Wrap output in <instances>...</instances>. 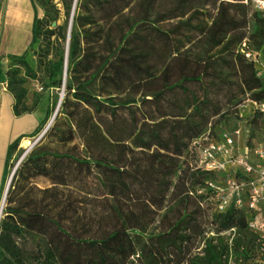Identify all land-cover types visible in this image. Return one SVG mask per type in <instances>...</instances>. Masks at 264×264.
Here are the masks:
<instances>
[{"label": "trees", "instance_id": "16d2710c", "mask_svg": "<svg viewBox=\"0 0 264 264\" xmlns=\"http://www.w3.org/2000/svg\"><path fill=\"white\" fill-rule=\"evenodd\" d=\"M31 1V48L6 72L14 114L39 109L28 80L64 98L13 177L0 264L263 263L249 229L260 213L217 209L210 184L227 174L199 168L193 144L207 131L220 141L208 126L232 117L260 133L263 117L239 108L264 102L243 52L264 55V12L244 0ZM39 131L9 146L0 204L20 143Z\"/></svg>", "mask_w": 264, "mask_h": 264}, {"label": "built area", "instance_id": "2783aa9c", "mask_svg": "<svg viewBox=\"0 0 264 264\" xmlns=\"http://www.w3.org/2000/svg\"><path fill=\"white\" fill-rule=\"evenodd\" d=\"M244 3L255 11L264 12V0H244ZM243 47H246V43ZM243 52L247 58L254 59L258 77L264 78V55ZM247 103L250 104L252 113H258L263 117L257 144L247 145L244 152H241L239 143L233 138L234 135H240V130L235 134L224 135L220 141L207 136L195 142V149L200 151L198 167L227 174L221 181L210 184L214 190V202L220 212H225L230 207L260 214L264 210V102L247 101ZM243 116L242 113L241 117ZM29 152L30 150L27 149L25 157ZM249 229L264 238V220L259 215L249 222ZM232 231L227 235L231 236ZM233 239L234 235L230 237L231 245ZM230 260L231 264L232 258Z\"/></svg>", "mask_w": 264, "mask_h": 264}, {"label": "crops", "instance_id": "0c3cea01", "mask_svg": "<svg viewBox=\"0 0 264 264\" xmlns=\"http://www.w3.org/2000/svg\"><path fill=\"white\" fill-rule=\"evenodd\" d=\"M35 17L31 0H0V196L9 146L20 137L33 134L43 119L38 111L15 116V98L8 90L6 77L11 57L23 56L31 48ZM28 61L35 63L32 53Z\"/></svg>", "mask_w": 264, "mask_h": 264}, {"label": "rangeland", "instance_id": "374dc122", "mask_svg": "<svg viewBox=\"0 0 264 264\" xmlns=\"http://www.w3.org/2000/svg\"><path fill=\"white\" fill-rule=\"evenodd\" d=\"M250 11L252 12V10L250 9ZM37 45H36V49H37ZM33 67L36 69V63L32 64ZM24 73V70H23ZM43 85L41 83H39L38 81H34V80H28L26 87L29 90V95H28V103L31 105L33 103V101L35 99H37V94L41 95V100H40V105H39V109H38V115L42 116V121L39 125V133L33 137V138H28L23 140L20 143L19 149L17 151V153L14 155L11 164L14 165V167L12 168V170L9 173V176L7 178V182L9 181L14 169L16 168V166L18 165L19 161L21 160V158L23 157V155L25 154L26 150L31 147L33 145V143L40 137V135L45 131V129L47 128V126L49 125V122L51 120V118L53 117V115L55 114V111L58 107L59 101L61 98H64V92L61 89H46L42 87ZM57 104V105H56ZM245 106H241L240 112L243 113L244 115L247 113H251V107L250 104L245 102L244 104ZM48 113L51 114V118L49 119V121L45 124L43 123V121L45 120V118L47 117ZM250 122V119L247 120L246 118L242 119V120H238L236 117H232L229 120H223L221 122H217V120H214V123L210 126H208V129L212 128L213 129V135L215 136L216 139L222 140L224 135L226 134H235L237 131H241L240 135H234V141L236 143H239V148L241 152H244V150L246 149L247 145H249V143H254L257 144V141L260 137V135H255V138L252 139V125L248 124L247 122ZM208 135V131L202 135V138L207 137ZM26 141L30 142V145L28 147H25L24 144ZM194 150L196 152V156L197 158L194 159V161L196 160V164L199 166L200 164V158L198 156V154L200 153L199 150L195 149V143L193 144ZM19 157V159L17 158ZM17 158V159H16ZM6 182V185H7ZM6 188V186H5ZM5 188H4V192H5ZM4 195V193H3ZM261 219L264 220V210L263 212L259 215ZM211 236V234L209 235ZM203 246V245H202ZM201 246V247H202Z\"/></svg>", "mask_w": 264, "mask_h": 264}, {"label": "water", "instance_id": "95a60500", "mask_svg": "<svg viewBox=\"0 0 264 264\" xmlns=\"http://www.w3.org/2000/svg\"><path fill=\"white\" fill-rule=\"evenodd\" d=\"M56 24H54L55 26ZM70 34H71V26H70V31H69V37H70ZM68 48H69V44H68ZM67 77V63H66V70H65V79ZM62 100L63 98L60 99L59 101V104H58V107L55 111V114L53 115V117L51 118L50 122H49V125L47 126V128L45 129V131L40 135V137L33 143V145L29 148V150L31 151L34 146H36L42 139L43 137L45 136V134L47 133V131L49 130V128L51 127V125L53 124L54 120L56 119L58 113H59V110H60V107H61V104H62ZM25 158V155H23V157L21 158V160L19 161L18 165L16 166V168L14 169L9 181L7 182V185H6V188H5V192H4V195L2 197V201H1V204H0V221H1V218H2V214H3V210H4V206H5V203H6V199H7V195H8V192H9V189L11 187V183L13 181V177L18 169V167L20 166V164L22 163V161L24 160Z\"/></svg>", "mask_w": 264, "mask_h": 264}, {"label": "bare ground", "instance_id": "6f19581e", "mask_svg": "<svg viewBox=\"0 0 264 264\" xmlns=\"http://www.w3.org/2000/svg\"><path fill=\"white\" fill-rule=\"evenodd\" d=\"M29 145H30V142H29V141H26L25 144H24L25 147H28ZM29 148H30V147H29ZM29 148H28V149H29Z\"/></svg>", "mask_w": 264, "mask_h": 264}]
</instances>
